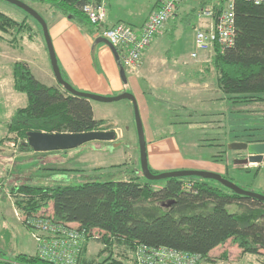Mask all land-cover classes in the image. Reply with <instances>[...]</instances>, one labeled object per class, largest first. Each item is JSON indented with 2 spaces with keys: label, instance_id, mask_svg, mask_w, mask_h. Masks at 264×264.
Returning <instances> with one entry per match:
<instances>
[{
  "label": "trees",
  "instance_id": "1",
  "mask_svg": "<svg viewBox=\"0 0 264 264\" xmlns=\"http://www.w3.org/2000/svg\"><path fill=\"white\" fill-rule=\"evenodd\" d=\"M32 1L50 5L56 11L90 26L83 7L90 2H100ZM211 1L198 0L196 5L189 2L193 5L191 11L180 18V22L187 23L196 15L199 17V11ZM160 2L157 0V8ZM224 3L215 1L216 19ZM179 9L170 19L175 23ZM235 15V44L224 52L218 44L214 53L194 65V79L198 78L200 84H205L212 77L217 88L225 94L229 106L264 103V6L237 1ZM29 29L31 27L26 20H16L0 11V40L5 34L14 36ZM15 37L12 42L17 41ZM12 67L15 90L27 96V105L18 108L7 123L8 131L18 138L21 152H34L27 141L31 131L81 133L111 129L104 119L95 117L91 100L42 83L26 62H15ZM235 109L231 113L241 114ZM244 132L248 133L247 138L243 134H233L232 141L264 142V138H249L254 132L264 134L263 128H247L243 129ZM4 140L1 137V142ZM156 181L145 178L142 173V176L121 181L86 180L46 185L14 181L8 186L15 207L25 217L48 216L54 221L84 229L91 237L100 235L95 240L105 247L97 256H92L89 254L92 239H89L79 264H137L135 251L139 245L165 246L198 254L201 256L198 264H203L204 261L214 262L211 251L228 240L237 244L241 255H264L263 201L195 177L165 178V185L158 190L152 185ZM186 182L190 184L189 189H185ZM50 201L54 204L53 213H42ZM169 202L172 203L168 205ZM230 205L235 206L234 211L228 209ZM0 264L53 263L41 259L37 253H19L0 259Z\"/></svg>",
  "mask_w": 264,
  "mask_h": 264
},
{
  "label": "rangeland",
  "instance_id": "2",
  "mask_svg": "<svg viewBox=\"0 0 264 264\" xmlns=\"http://www.w3.org/2000/svg\"><path fill=\"white\" fill-rule=\"evenodd\" d=\"M25 2L39 12L45 20H48L45 4L32 0H25ZM126 2L125 4H129V6L123 11L130 10L131 15H134L132 17L138 20L143 13L152 8L154 0H126ZM189 2H195L193 5L198 4V0H189ZM0 11L20 21L23 17H27L30 23L31 29L14 35L19 40L18 49L23 46V50H17V52L29 54L33 61L38 62L41 58V50L45 47L49 61V49L42 25L29 16L26 11L6 0H0ZM203 20L196 15L187 23L178 21L173 37L169 36L164 51L167 56H174L180 60L179 64L174 59L172 60L176 67L193 72L195 66L192 61L198 65L206 57L204 53H201L198 59L191 58V53L196 50L197 29ZM129 22L136 23L135 20H129ZM173 28L172 24L171 30ZM9 38L11 39L13 36L11 35ZM0 72L5 75L3 84L0 86V136L5 138L0 143V259H6L19 253L34 254L37 247L33 231L25 225L24 215L15 207L14 200L9 194L8 185L10 182L27 181L46 185L58 182L78 183L86 180H129L136 176H142V165L135 109L129 99L114 102L91 101L96 108L97 117L104 118L107 127L111 129L116 127L122 133V137L115 144L90 141L68 150L21 152L18 138L15 133L8 131L7 123L14 110L26 104V95L13 88L9 60L0 61ZM196 79V82L199 83L198 78ZM209 82L212 83L209 85H214L212 77L209 78ZM211 86L207 85L204 92L203 87L198 86L193 92L178 93L177 99L168 97L170 93L166 89L158 93L148 92L149 103L152 104V110L150 109L146 123L148 130L157 129L160 133L166 130L168 133L172 131L183 151L182 159L172 162L164 160L165 168L156 170L157 172L202 170L218 173L208 169L186 166L195 161L198 156L204 160L217 162H224L227 159L231 161L234 157L240 158L242 161V158L246 157V151L231 149V144L234 143L232 141L233 134H243L244 138H247L248 133H243V129H264V103L232 107L219 99L220 95L212 90ZM147 90L149 91L148 88ZM157 95L160 96L158 100L155 99ZM182 95L187 98L178 99ZM214 98L215 102H213ZM209 99H212L211 104ZM183 103L190 104L188 105L190 110L183 108ZM233 108L243 111L241 114L231 113ZM214 111H219L221 114L214 116L210 113ZM223 112H225L224 117ZM151 113L153 114L151 115ZM202 113H210V115L205 117ZM209 118L212 122L209 121ZM161 120H164L165 124L161 123ZM114 130L116 131V129ZM158 132L157 134L160 135ZM257 132H254L249 138H264V134ZM158 159L162 160L164 157L160 156ZM173 164L177 169L172 167ZM67 169L73 170L68 171ZM255 171L256 169L250 171L231 167L227 174H219L247 191L264 194V189L254 186ZM195 178L220 186V183L213 179ZM152 185L155 190H158L165 185V179L157 180ZM189 187L190 184L186 182L185 189H189ZM53 206V201H50L41 212L50 215L53 213ZM228 209L234 211L235 206L230 205ZM89 245V254L92 256H97L99 251L105 247L102 242L95 239H92ZM211 255L214 259H216V255H223L214 264H264V255H241V249L232 240L214 248ZM224 255H226L225 258ZM203 264H209V262L204 261Z\"/></svg>",
  "mask_w": 264,
  "mask_h": 264
},
{
  "label": "crops",
  "instance_id": "3",
  "mask_svg": "<svg viewBox=\"0 0 264 264\" xmlns=\"http://www.w3.org/2000/svg\"><path fill=\"white\" fill-rule=\"evenodd\" d=\"M100 1L106 3V21L104 23V26H113L119 22H124L131 25L133 28L140 29L147 20L150 13L157 8V0H154L152 8L148 12L143 13L142 16H140V18L137 20L132 17L134 15H131L132 12L130 10L123 11L124 8L129 6V4H125L127 3L126 0ZM45 6V13L48 17V20L46 21L48 24L50 37L52 39V44L58 59L60 69L62 71V75L65 77V79L77 90L97 95L115 96L124 92L133 93L139 105L147 138L146 141L149 166L155 171L161 170L162 168H165L164 160H169L172 162L175 160L177 161L178 159H182L183 151L181 146L177 142L174 133L172 131L168 133L167 130L160 133L157 131V129H150L149 131L146 123L150 115V109L152 108V104L150 105L149 103L148 92L152 94L153 92L158 93L161 90L163 91L166 89L168 90L167 92L170 93L168 97H175L174 99H177L178 93L190 91L193 92L197 89L198 86L203 87L202 89L204 92L206 91L204 88L207 85L211 86L209 85V83L211 82H207L205 84L197 83L194 79L192 70H187L182 67H176V64L173 63L172 60L174 59L177 64L181 63L180 60L174 56H167L164 51L166 42L169 36L173 37L174 30L177 27V23L178 21H180V18L191 11L190 9L193 5H189V0H185L182 3L179 9V17L177 19L178 21H176V23L171 20L167 22L163 33L156 37L154 42L145 51L141 69L137 73H135L124 67L127 81H124L121 75L120 53L117 49L116 53L114 48L111 47L108 43L100 40V38H97V30L95 27L83 24L73 17L64 15L56 11V9H54L50 5L45 4ZM22 20H26L30 25L27 17H23ZM129 20H135L136 23L132 24L129 22ZM205 22L206 21L203 20L200 26L204 25ZM172 24L174 28L171 30ZM10 36L11 34H5L3 39L0 40V61H10L13 88L14 81L12 66L15 62L21 61L26 62L29 65L36 78L42 83L49 86H58L63 89V87L59 85L55 78L51 60L48 61V55H46L47 53L45 47L41 50V58L38 62H35L29 56V54L17 52V50H23V46L18 49L19 40L17 39L16 42H12L15 36L12 35L13 38L11 39L9 38ZM205 56V58L208 57L206 54ZM205 58H203V60L201 61L206 60ZM192 64L195 65L193 61ZM4 76V73L0 72V86H2L3 84ZM213 84L214 85L211 86L213 88L212 90L216 91L217 94L220 95L219 99L225 101L226 104L227 102L225 94H223L217 88L215 82ZM147 88L149 89V91L147 90ZM155 97V99L158 100L160 96L157 95ZM184 98L186 99L187 97L182 95L179 96L178 99ZM213 100V102H215L216 99L214 98ZM211 101L212 99H209L210 104ZM25 103L26 104L22 107H25L27 105V96ZM188 105L190 104L183 103L184 107L190 108ZM92 106L94 109L95 117L97 119H104L97 117L95 113L96 108L93 104ZM18 108L21 107H17L14 110L13 114ZM240 111L242 113L243 110L241 109ZM210 113L214 116H219L221 114L219 111ZM210 113L203 114L205 115V117H208ZM152 114L153 113H151V115ZM222 115L224 117L225 112H223ZM161 121V123L165 124L164 120ZM114 129H116L117 139L114 141H106L109 144H115L117 140L122 137V133L116 127ZM157 132L160 133V135H158ZM248 155L249 152L246 151V157H248ZM160 156L164 157V159L159 160L158 158ZM246 157H243L242 159ZM187 165L188 166L186 167L208 169L221 174H227L231 167H234L236 169L244 168L250 171L256 169L253 182L255 183L254 186H256L258 189H264V161L260 164H243L240 158L235 157L231 161L230 159H227V161L224 162H217L215 160H204L201 156H198L195 161L190 164L188 163ZM172 167L176 168V165L173 164ZM215 257L216 259H214V262H209V264L216 263V261H218L222 257V255H216Z\"/></svg>",
  "mask_w": 264,
  "mask_h": 264
},
{
  "label": "built area",
  "instance_id": "4",
  "mask_svg": "<svg viewBox=\"0 0 264 264\" xmlns=\"http://www.w3.org/2000/svg\"><path fill=\"white\" fill-rule=\"evenodd\" d=\"M185 0H161L160 5L152 13L140 29L119 22L113 26H104L106 21V3L90 2L83 11L91 25L96 27L97 38H106L120 53L122 65L137 73L143 65V55L155 38L163 33L166 23L175 16ZM215 1H224L217 19ZM237 1L252 2L264 6V0H212L211 4L202 8L198 15L206 22L197 29L195 36L196 50L191 58L198 59L201 53L222 52L235 44ZM1 143V136H0ZM25 225L33 231L36 240L37 255L53 264H79L85 244L91 237L84 229L73 225L54 221L48 216H28L23 218ZM137 264H198L201 256L173 249L170 247H147L139 245L135 251Z\"/></svg>",
  "mask_w": 264,
  "mask_h": 264
},
{
  "label": "water",
  "instance_id": "5",
  "mask_svg": "<svg viewBox=\"0 0 264 264\" xmlns=\"http://www.w3.org/2000/svg\"><path fill=\"white\" fill-rule=\"evenodd\" d=\"M6 1L13 3L14 5L23 9L42 25L46 37V41L48 44L53 73L59 85H61L67 92L75 96L87 98L91 101L96 100L102 102H114L122 99H129L132 101L135 109L136 126L138 131L139 147L141 152L142 173L145 176V178L149 180H160V179L172 178V177H200L204 179H213L237 194H240L242 196H250L252 198H256L264 202L263 193L247 191L219 173L202 171V170H175V171L162 172L157 174L153 173L149 167L145 130H144V125H143V120L141 117L139 105L135 95L130 92H124L115 96H103V95H97L93 93L80 91L74 88L62 75V71L60 69L58 59L52 44V39L50 37L48 24L44 19V17L23 0H6ZM100 40L108 43L116 51V48L106 38H100ZM120 65H121V75L123 77V80L127 81L124 66L122 65L121 62ZM116 134L117 133L115 130H94V131L81 132V133H68V132L48 133V132L31 131L28 133L27 141L35 152H49V151L68 150V149L77 148L90 141H114L116 140ZM231 149L243 150L249 152L248 157L242 159L243 163L260 164L264 161V142H257V143H248L242 141L234 142L231 144ZM171 203L172 202H169L168 205Z\"/></svg>",
  "mask_w": 264,
  "mask_h": 264
},
{
  "label": "flooded vegetation",
  "instance_id": "6",
  "mask_svg": "<svg viewBox=\"0 0 264 264\" xmlns=\"http://www.w3.org/2000/svg\"><path fill=\"white\" fill-rule=\"evenodd\" d=\"M108 130H114V129H108ZM116 139H117V134H116ZM98 142H100V141H98ZM104 142H106V141H104Z\"/></svg>",
  "mask_w": 264,
  "mask_h": 264
}]
</instances>
